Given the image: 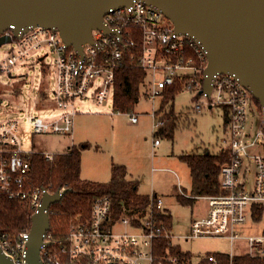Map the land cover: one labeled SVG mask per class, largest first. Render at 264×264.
<instances>
[{
    "label": "built area",
    "instance_id": "2783aa9c",
    "mask_svg": "<svg viewBox=\"0 0 264 264\" xmlns=\"http://www.w3.org/2000/svg\"><path fill=\"white\" fill-rule=\"evenodd\" d=\"M109 32L92 30V42L82 45V55L67 45L56 29L30 28L17 35L11 26L0 36H9L11 45L0 72L11 75L12 69L31 56L33 52L48 49L55 56L57 85L50 106L59 113L43 119L30 116L28 123L33 134L67 136L73 133L75 118L81 114L77 103L88 99L102 105L109 98L114 106L116 71L122 67L129 52L131 60L146 73L142 93L151 103L148 114L157 131V119L164 92L168 87L183 84V92L197 93L209 108H223L227 115L223 149L230 153V163L223 166L220 185L225 193L199 197L207 202V212L193 218L190 233L175 236L172 226L160 220L165 202L156 193L149 195L144 218L135 223L126 215L114 216L113 201L109 196L93 200L87 215H76L66 224L63 241L53 239L50 228L43 236L40 251L41 264H177V259L158 255L157 241L173 238L225 239L244 244L249 255L264 261V229L259 235H246L243 228L252 220L255 206H264V158L252 154L264 141V109L261 107L259 130L252 136L247 111L255 100L238 80L229 74L217 75L213 80L211 95L203 92L207 53L195 38L176 32L172 22L155 6L133 1L130 6L110 9L103 16ZM43 100H48V97ZM197 103L196 111H201ZM112 114L128 116L132 124H138L139 115L134 109ZM19 123L15 120L0 123V196L11 200L26 201L32 216L39 212L45 195L57 192L51 187L27 186L34 152H24L18 137ZM159 146L155 140L153 147ZM47 161L57 155L42 154ZM155 171V170H154ZM1 205V197H0ZM52 207V206H51ZM51 207L48 210L50 218ZM253 221V220H252ZM244 232V233H243ZM30 229L11 236L0 232V249L13 264H27V243ZM215 262L213 255L205 256ZM231 259L234 255L230 254Z\"/></svg>",
    "mask_w": 264,
    "mask_h": 264
},
{
    "label": "rangeland",
    "instance_id": "374dc122",
    "mask_svg": "<svg viewBox=\"0 0 264 264\" xmlns=\"http://www.w3.org/2000/svg\"><path fill=\"white\" fill-rule=\"evenodd\" d=\"M10 47L9 44L0 47V63L7 58ZM56 85L55 56L48 49L33 52L12 69L11 75L0 72V123L10 120L19 123L22 150L59 155L69 152L73 145L88 143L91 147L82 153L83 180L107 183L113 164L126 166L129 178L139 183V194L147 196L153 192L164 199L173 217V234L189 235L193 218L206 214L207 202L196 198L192 206H184L177 201L179 195L192 198L190 170L179 156L201 154L207 149L217 154L223 149L226 135L223 108H209L197 93H180L174 101L179 115L174 140L160 139L156 148L154 123L148 115L151 103L143 93L134 107L139 124H132L128 116L112 114L115 109L110 98L102 105L88 99L77 103L81 114L75 118L71 135L33 134L28 123L30 116L48 119L59 113L50 106ZM41 92L47 95V101L40 96ZM197 103L203 104L199 112L195 110ZM247 119L249 131L255 136L261 121V106L256 102L249 107ZM258 153L264 158V141L252 150V154ZM263 229L264 214L260 222L249 221L243 231L246 235H259ZM173 241L192 255L194 264L208 253L237 256L247 252L244 244L239 246L225 239L173 238Z\"/></svg>",
    "mask_w": 264,
    "mask_h": 264
},
{
    "label": "water",
    "instance_id": "95a60500",
    "mask_svg": "<svg viewBox=\"0 0 264 264\" xmlns=\"http://www.w3.org/2000/svg\"><path fill=\"white\" fill-rule=\"evenodd\" d=\"M135 0H0V34L11 26L19 35L34 27L58 30L67 45L82 55L92 30L109 32L103 16ZM157 7L179 34L197 39L207 53L203 92L211 95L217 75L229 74L264 109V0H136ZM11 41L0 36V47ZM1 104V102H0ZM65 192L45 195L32 216L27 264H41L43 236L50 228L49 208ZM0 264H13L0 249Z\"/></svg>",
    "mask_w": 264,
    "mask_h": 264
},
{
    "label": "trees",
    "instance_id": "16d2710c",
    "mask_svg": "<svg viewBox=\"0 0 264 264\" xmlns=\"http://www.w3.org/2000/svg\"><path fill=\"white\" fill-rule=\"evenodd\" d=\"M146 73L131 60L129 52L126 53L122 67L116 71V84L114 88V106L121 112L134 109L142 94ZM184 90L183 84L168 87L161 102L157 131L153 137L156 140H174L178 127L179 115L176 113L175 98ZM40 96L47 98L44 92ZM255 102L260 105L259 101ZM227 123V115L224 114ZM91 146L88 143L73 145L67 153L57 155L53 161H47L42 154L31 156V171L27 181L29 188L51 187L58 191L64 188L65 195L62 200L51 207L50 222L53 239L63 241L66 237V224L71 217L87 215L90 212L94 199L109 196L113 201L114 216L126 215L135 223L144 218L149 204V196L139 194V183L128 176L126 166L113 164L111 178L107 183L83 180L81 178L82 153ZM179 159L190 170L192 180L191 196H177L181 205H193L196 198L214 196L225 193L220 185L222 167L230 163V153L221 149L217 154L204 150L201 154L181 155ZM0 205V232L11 236L26 232L32 225V210L26 201L11 200L1 195ZM264 214V206H255L252 220L260 222ZM160 220L166 225H173V217L168 212L160 214ZM158 255H167L177 259V264H194L193 257L185 252L178 244L170 240L157 241ZM213 255L215 262L203 257L197 264H264V261L252 258L249 255H237L232 259L226 253H208Z\"/></svg>",
    "mask_w": 264,
    "mask_h": 264
},
{
    "label": "crops",
    "instance_id": "0c3cea01",
    "mask_svg": "<svg viewBox=\"0 0 264 264\" xmlns=\"http://www.w3.org/2000/svg\"><path fill=\"white\" fill-rule=\"evenodd\" d=\"M138 124H139V122H138ZM128 170V169H127ZM128 176H129V171H128ZM153 193V192H152ZM149 196V195H148ZM165 210H166V212H168L169 214H171L170 213V210L166 207V204H165ZM207 212V211H206Z\"/></svg>",
    "mask_w": 264,
    "mask_h": 264
}]
</instances>
